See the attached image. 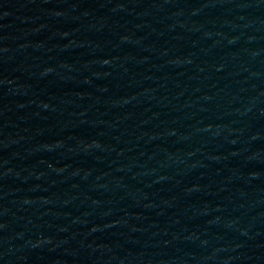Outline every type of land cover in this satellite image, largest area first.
Here are the masks:
<instances>
[{
  "label": "water",
  "instance_id": "95a60500",
  "mask_svg": "<svg viewBox=\"0 0 264 264\" xmlns=\"http://www.w3.org/2000/svg\"><path fill=\"white\" fill-rule=\"evenodd\" d=\"M0 264H264V0H0Z\"/></svg>",
  "mask_w": 264,
  "mask_h": 264
}]
</instances>
